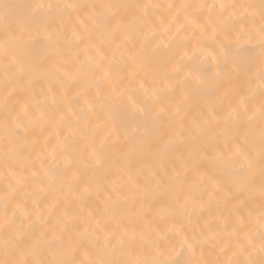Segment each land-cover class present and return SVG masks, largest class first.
Here are the masks:
<instances>
[{
	"label": "snow or ice",
	"instance_id": "6c2138e0",
	"mask_svg": "<svg viewBox=\"0 0 264 264\" xmlns=\"http://www.w3.org/2000/svg\"><path fill=\"white\" fill-rule=\"evenodd\" d=\"M0 25V264H264V0Z\"/></svg>",
	"mask_w": 264,
	"mask_h": 264
},
{
	"label": "bare ground",
	"instance_id": "6f19581e",
	"mask_svg": "<svg viewBox=\"0 0 264 264\" xmlns=\"http://www.w3.org/2000/svg\"><path fill=\"white\" fill-rule=\"evenodd\" d=\"M12 3H27L29 0H10ZM34 2H39V0H34ZM54 2H60V0H54ZM79 2H91V0H79ZM140 2H153V3H161V4H180V3H193V2H203V0H140ZM206 2L211 3L213 0H206ZM2 25H0V40H2ZM163 40L165 43L168 41V36L164 35ZM42 55H47L49 58H51L50 54L48 53H41ZM134 128H130L129 131H133ZM4 154H3V145L0 143V190L3 189L4 182Z\"/></svg>",
	"mask_w": 264,
	"mask_h": 264
}]
</instances>
